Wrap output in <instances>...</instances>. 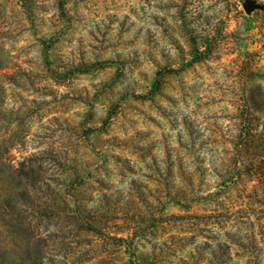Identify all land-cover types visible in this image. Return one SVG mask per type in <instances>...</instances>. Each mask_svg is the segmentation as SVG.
I'll use <instances>...</instances> for the list:
<instances>
[{"label":"rangeland","instance_id":"rangeland-1","mask_svg":"<svg viewBox=\"0 0 264 264\" xmlns=\"http://www.w3.org/2000/svg\"><path fill=\"white\" fill-rule=\"evenodd\" d=\"M246 1L0 0L3 264L38 250L78 264L97 245L78 215L124 237L155 222L138 248L163 264H264L259 235L245 257L190 217L201 204L170 200L202 162L233 156L245 98L264 92V8Z\"/></svg>","mask_w":264,"mask_h":264},{"label":"trees","instance_id":"trees-1","mask_svg":"<svg viewBox=\"0 0 264 264\" xmlns=\"http://www.w3.org/2000/svg\"><path fill=\"white\" fill-rule=\"evenodd\" d=\"M22 1L26 4V0ZM256 1L264 8V0H261V3ZM254 75L257 74L252 76ZM245 106L248 115L243 118V126L234 142L236 151L233 156L217 158L212 163V169L202 162L194 171L186 174L183 182L185 189H176L170 194L171 202L177 200L175 203L185 208H192L193 203L201 204L205 213L191 214L190 217L201 218L206 230H209L207 227L211 224L216 227L220 236L235 237V245L241 248L245 247L246 237L256 239V234L264 242V92L259 85L252 87L250 94L245 98ZM190 145L189 155L193 151V144ZM210 170L215 179L212 185L208 179ZM203 184L206 185L204 190L200 187ZM73 219L75 222L79 221L78 229L83 234L97 235L95 242L98 246L93 245L91 253L76 252L78 264H120L116 258V249L110 252L101 250L103 245L110 243L109 240L125 248L128 258L121 264H163L154 256H143L138 248L142 235L138 234L137 229L143 232L149 228L153 229L155 222L135 228L134 232L124 237L108 233L98 216L78 215ZM228 227L234 228L236 232L231 233ZM242 231L245 232L243 236ZM45 253L42 250L27 253L24 257H18L17 262L48 264ZM243 253L245 257L252 256L245 248ZM0 264H3V261Z\"/></svg>","mask_w":264,"mask_h":264},{"label":"water","instance_id":"water-1","mask_svg":"<svg viewBox=\"0 0 264 264\" xmlns=\"http://www.w3.org/2000/svg\"><path fill=\"white\" fill-rule=\"evenodd\" d=\"M258 3L255 2V0H247L245 3V10H254L255 8H258Z\"/></svg>","mask_w":264,"mask_h":264}]
</instances>
